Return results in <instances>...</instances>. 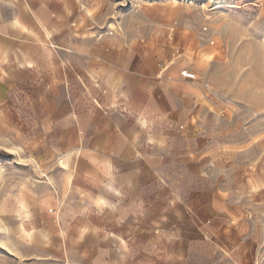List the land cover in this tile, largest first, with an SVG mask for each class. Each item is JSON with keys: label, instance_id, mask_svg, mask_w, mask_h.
<instances>
[{"label": "rangeland", "instance_id": "374dc122", "mask_svg": "<svg viewBox=\"0 0 264 264\" xmlns=\"http://www.w3.org/2000/svg\"><path fill=\"white\" fill-rule=\"evenodd\" d=\"M67 12V33L145 48L148 68L196 72L189 102H175L176 133L157 149L162 181L188 204L190 225L215 216L256 224L248 231L261 239L264 264V0H67ZM26 93L0 102V264H71L108 218L72 181L94 134L80 140L71 123L63 132L45 122ZM253 172L261 181L251 187Z\"/></svg>", "mask_w": 264, "mask_h": 264}, {"label": "crops", "instance_id": "0c3cea01", "mask_svg": "<svg viewBox=\"0 0 264 264\" xmlns=\"http://www.w3.org/2000/svg\"><path fill=\"white\" fill-rule=\"evenodd\" d=\"M68 17L67 0H0V102L26 89L45 122L63 132L71 123L80 140L94 134L72 181L108 218L92 225V248H81L71 264H263L261 239L248 231L256 224L215 216L190 225L188 204L162 181L157 149L177 131L175 102L192 95L190 80L178 74L182 64L148 68L145 48L115 50L86 33L74 36ZM92 98L98 106L84 103ZM251 174L253 187L261 178Z\"/></svg>", "mask_w": 264, "mask_h": 264}, {"label": "built area", "instance_id": "2783aa9c", "mask_svg": "<svg viewBox=\"0 0 264 264\" xmlns=\"http://www.w3.org/2000/svg\"><path fill=\"white\" fill-rule=\"evenodd\" d=\"M181 75L187 79H191V80H194L197 78V74L196 72L188 69V68H185V69H182L181 70Z\"/></svg>", "mask_w": 264, "mask_h": 264}]
</instances>
